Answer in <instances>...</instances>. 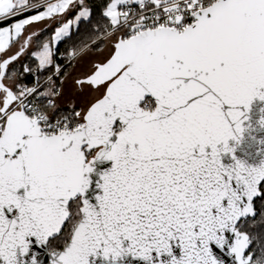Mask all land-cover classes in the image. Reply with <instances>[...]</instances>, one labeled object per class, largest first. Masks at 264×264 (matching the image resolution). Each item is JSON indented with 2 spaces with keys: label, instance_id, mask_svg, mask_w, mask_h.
<instances>
[{
  "label": "snow or ice",
  "instance_id": "1",
  "mask_svg": "<svg viewBox=\"0 0 264 264\" xmlns=\"http://www.w3.org/2000/svg\"><path fill=\"white\" fill-rule=\"evenodd\" d=\"M256 98L264 0H0V264H264Z\"/></svg>",
  "mask_w": 264,
  "mask_h": 264
},
{
  "label": "water",
  "instance_id": "2",
  "mask_svg": "<svg viewBox=\"0 0 264 264\" xmlns=\"http://www.w3.org/2000/svg\"><path fill=\"white\" fill-rule=\"evenodd\" d=\"M243 111V108H241ZM246 119L243 120L244 132L239 139V142L235 140H229V147L233 148L232 153H221V163L225 166L234 163L233 156L246 163L247 165L256 166L260 164L261 160H264V125L260 123L264 118V101L258 98L254 99L249 106V109L245 112ZM111 166L110 161L97 162L95 170L91 174L93 182L99 180L100 174L107 170ZM95 184L93 183V187ZM99 191V189H96ZM178 255V249L175 250ZM90 264L93 261L92 257H89ZM95 264H105L101 258L95 259ZM124 264H141L138 260L126 259Z\"/></svg>",
  "mask_w": 264,
  "mask_h": 264
}]
</instances>
